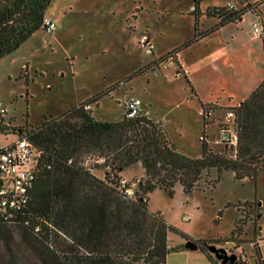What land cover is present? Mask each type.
<instances>
[{
	"label": "rangeland",
	"instance_id": "obj_1",
	"mask_svg": "<svg viewBox=\"0 0 264 264\" xmlns=\"http://www.w3.org/2000/svg\"><path fill=\"white\" fill-rule=\"evenodd\" d=\"M246 1L260 3L258 9L264 16V0ZM228 3L238 6L240 1L53 0L45 16L55 23V30L40 28L0 60V103L6 112L0 123L14 133L34 128L90 98L96 99L91 105L96 119L118 122L124 117V103L134 99L149 119L161 124L178 151L198 158L203 131L201 101H213L221 109L208 119L212 124L206 128L207 141L214 151L221 150L225 145L221 140L230 138L233 131V125L226 123L225 108L238 105L264 75V50L253 33V24L260 22L249 11L241 25L225 31L241 30L240 39L222 42L219 34L186 49L181 45L193 37L196 4L203 12L201 23L207 26L206 10ZM145 41L154 45L153 55L144 53ZM243 42L249 46L244 52ZM175 48L185 74L178 73L177 59L168 61L167 51ZM154 60L166 61L165 66L147 71ZM223 125L228 134H221ZM12 139V135L0 133L2 143ZM96 159L92 156L88 162L99 164L93 173L102 177L106 168L103 160ZM122 178L133 185L145 178L144 170L136 164ZM147 199L149 212L160 213L174 229L168 234L170 247H185L188 241L234 242L223 247L210 245L250 260L260 227L264 235V173L256 181H238L231 171L218 178L213 168L202 174L191 193L176 185L172 197L155 190ZM257 202L261 204L258 218ZM237 226L240 232L235 230ZM166 264L212 263L198 248L171 252Z\"/></svg>",
	"mask_w": 264,
	"mask_h": 264
},
{
	"label": "trees",
	"instance_id": "obj_2",
	"mask_svg": "<svg viewBox=\"0 0 264 264\" xmlns=\"http://www.w3.org/2000/svg\"><path fill=\"white\" fill-rule=\"evenodd\" d=\"M52 1L0 0V60L43 28L42 20ZM239 1L244 5L241 9L208 8L205 16L218 22L205 31L198 27L203 13L196 4L193 37L181 48L190 47L220 27L241 21L250 11L261 20L264 50L260 3ZM178 51L175 48L167 56L175 60ZM175 63L178 73L185 74ZM191 90L194 93L192 86ZM92 104H96L95 98L37 127L17 130L28 135L37 169L26 192V202L18 209H7L6 214L0 211V264H166L171 252L185 248L169 246L168 234L174 229L160 213L149 212L147 195L163 190L172 197L176 185L191 193L202 174L213 168L218 178L224 171H231L238 181H256L264 173V78L238 105L225 108L226 115H234L235 146L223 142L219 151L210 148L206 128L212 123L208 119L221 108L201 103L203 131L198 158L178 151L161 124L147 115H124L118 122H106L92 115ZM225 127L222 126L221 134L227 132ZM92 156L103 160L106 169L102 178L93 173L99 164H89ZM136 164L143 168L145 178L135 182L132 199L126 196L120 180ZM256 209L258 215L259 208ZM235 230L240 232L241 227ZM214 242L195 243L208 261L221 264L207 250ZM253 251V264H263L256 244Z\"/></svg>",
	"mask_w": 264,
	"mask_h": 264
},
{
	"label": "built area",
	"instance_id": "obj_3",
	"mask_svg": "<svg viewBox=\"0 0 264 264\" xmlns=\"http://www.w3.org/2000/svg\"><path fill=\"white\" fill-rule=\"evenodd\" d=\"M224 7L226 11L236 10L233 4L228 3ZM257 19L260 23L256 22L253 24V33L258 37H261L263 35V27L260 18L257 17ZM42 26L48 32L55 30L56 27L55 23L46 16H44L42 20ZM142 48L146 55H153L154 45L149 43V41H145ZM170 60L173 61V58L168 57V61ZM165 62H160L159 60L152 61L149 71L155 72L158 67L165 66ZM123 108L124 115L127 118H135L140 115H146L143 111L142 104L138 100L130 99L126 101ZM5 114V108L0 103V117L2 118ZM225 118L226 123L232 126L234 115L232 113H228ZM2 127H7L3 121L0 123V128ZM0 133L3 134L4 137L9 135L13 136L11 141H7L5 143L0 141V211L3 214H6L7 209H18L26 202V192L35 178L37 159L34 147L26 133L21 134L19 131H16L15 134H13L7 129H0ZM225 134H228V132ZM221 142H227L229 146H235L236 135L234 129L231 133V137L223 138ZM120 186L125 189L127 197L132 199L135 198V184L131 185L127 180L122 178L120 180ZM240 208L245 211L246 206H241ZM237 263L249 264V261L244 255L242 256L240 254L238 255Z\"/></svg>",
	"mask_w": 264,
	"mask_h": 264
},
{
	"label": "crops",
	"instance_id": "obj_4",
	"mask_svg": "<svg viewBox=\"0 0 264 264\" xmlns=\"http://www.w3.org/2000/svg\"><path fill=\"white\" fill-rule=\"evenodd\" d=\"M242 6H244L243 4H241V3H239V5L238 6H235V8L236 9H240V8H242ZM224 7V6H223ZM211 8H214V7H211ZM202 12V11H201ZM261 12V11H260ZM203 13V12H202ZM247 13L248 12H246L243 16H242V20L241 21H239V22H237V23H229V24H227V25H225V26H223V27H220V28H218L217 30H215L214 32H212V33H210V34H208L207 36H205L203 39H206V38H208L210 35H219V34H221L222 35V39H223V41L222 42H225V41H228V39H234V38H241V36H240V31L241 30H239V29H236V28H234V31L233 32H230V33H226L225 31H227V29H229V27L230 26H232V25H235V26H239V25H241L243 22H244V20H245V16L247 15ZM262 14V13H261ZM263 16V15H262ZM256 17V16H255ZM264 17V16H263ZM201 18L202 17H200L199 19H198V27H199V29L201 30V31H205V30H208V29H210V28H212V27H214L216 24H217V22H218V20L216 19V18H207V20L206 21H209L210 22V24L209 25H207V26H205V25H203V23H201ZM257 18V17H256ZM193 27H194V25H193ZM233 27V26H232ZM252 37V39H256V36H254V35H252L251 36ZM203 39H201V40H203ZM257 39H259L260 41H261V39H260V37H258ZM200 40V41H201ZM200 41H198V42H200ZM197 43V42H196ZM195 44V43H194ZM261 45H262V41H261ZM249 46H248V44L247 43H245V42H243L242 43V49H243V52H244V50H245V48H248ZM189 48V47H188ZM262 48H263V46H262ZM171 50H169V51H167V53L168 52H170ZM178 58H179V56H178V54H177V61H178V63H179V65H180V67H181V69H182V66H181V64H180V62H179V60H178ZM263 78H264V75L261 77V79L258 81V83H256L255 84V87L253 88V89H251V91H250V93H249V95L251 94V92L258 86V84L263 80ZM191 84V83H190ZM194 89V88H193ZM194 91V90H193ZM195 93V92H194ZM196 95V94H195ZM249 95H247L246 97L244 96L242 99H241V101H243L245 98H247ZM197 96V95H196ZM228 101H231V99H229ZM241 101H239L238 103H240ZM201 103L202 104H209V103H215V102H213V101H211V102H207V103H204V102H202L201 101ZM201 112V111H200ZM143 175V174H142ZM103 177V176H102ZM102 177H99V178H102ZM257 207L259 208V212H258V215H256V218H258V217H260L261 215H260V208H261V204L260 203H258L257 202ZM258 234H259V239H257L256 241H254V242H252V247H253V245L254 244H256V246L258 247V251H259V256H260V259H261V261L263 262V264H264V255H263V253H264V251H263V248H264V235H263V229L260 227L259 229H258ZM238 238H239V235H238ZM213 244V243H212ZM215 244V243H214ZM229 244H231V245H235V243L234 242H225V245H217V246H220V247H223V246H227V245H229ZM198 248H199V245H198ZM253 256L254 255H252V257H250V260H248L249 262H250V264H253V262H254V259H253Z\"/></svg>",
	"mask_w": 264,
	"mask_h": 264
},
{
	"label": "water",
	"instance_id": "obj_5",
	"mask_svg": "<svg viewBox=\"0 0 264 264\" xmlns=\"http://www.w3.org/2000/svg\"><path fill=\"white\" fill-rule=\"evenodd\" d=\"M184 248L189 250H197L198 244H196L194 241H188ZM207 250L209 253L213 254L221 264H238V256L236 254H228L224 248H217L215 245H208Z\"/></svg>",
	"mask_w": 264,
	"mask_h": 264
}]
</instances>
